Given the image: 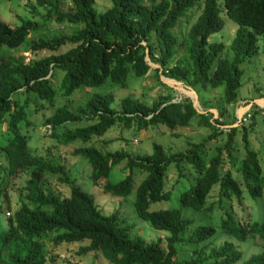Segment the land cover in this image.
Masks as SVG:
<instances>
[{
  "label": "trees",
  "instance_id": "trees-1",
  "mask_svg": "<svg viewBox=\"0 0 264 264\" xmlns=\"http://www.w3.org/2000/svg\"><path fill=\"white\" fill-rule=\"evenodd\" d=\"M109 1L110 6L99 12L95 0H36L31 10L33 19H22L13 26L0 19V172L3 170L8 178L26 173L25 195L12 213L6 177L0 175V204L4 202L9 210L4 217L7 228L0 223V264H46L45 240L49 238L55 244L88 241L80 252L101 255L110 264H264V251L243 260L242 250L229 240L234 237L244 242L253 233L264 241V220L243 225L224 211L219 229L199 225L187 233L194 221L181 212L182 206L211 211L207 198L216 184L220 186V202L224 196L242 198L241 185L230 169H224L227 165L236 166L252 197L262 194L264 170L258 152L249 143L254 121L250 129L244 124L231 126L224 143L208 156L207 141L223 134V126L232 125L237 118L234 113L230 121L223 120L221 113L212 118L210 111L199 112L190 97L173 101L171 93H159L148 104L129 95L115 107L111 105V93H94L77 107V112L59 105L47 117L45 123L51 135L66 145L77 140L84 144L75 147L73 155L90 164L94 185L104 179L99 185L104 192L124 198L132 191L135 170L146 173L136 188L134 211L153 228L167 232L165 246L160 240L147 241L141 235H132L119 211L104 214L94 197L76 184L64 163L30 151V139L23 128L31 123L27 109L31 97L55 105L58 96L67 97L80 88L98 87L107 81L124 87L130 75L142 78L149 71L146 56L159 64L155 75L166 88L169 86L160 79V73L201 93L206 88L222 87L223 105L236 104L243 75L240 64L259 50V39L264 40V0H222L220 4L218 0ZM201 2L200 15L179 41L173 30L178 18ZM38 7L46 12L44 19L70 25L71 31L34 40L31 49L38 58L26 62L23 55L14 53L25 49L24 44L31 42L30 35L42 29L35 16ZM221 13L237 24L230 43L232 59L222 55V42L208 41L224 25ZM54 69L64 72L58 90L51 79ZM21 93L24 101L19 99ZM84 120L90 122L58 132L66 122ZM194 121L211 131L183 151L168 152L154 143L151 154L134 155L125 149L102 151L87 145L119 123L138 129L159 124L174 129ZM241 127L246 155L236 164L234 138ZM122 162L126 164L123 177L111 180V172ZM171 165L175 174L168 189ZM186 178L192 182L176 194L180 206L151 209L155 202H169L171 191ZM183 242L196 247L188 251V257L178 258V245ZM54 260L50 256L49 264H56Z\"/></svg>",
  "mask_w": 264,
  "mask_h": 264
},
{
  "label": "rangeland",
  "instance_id": "rangeland-1",
  "mask_svg": "<svg viewBox=\"0 0 264 264\" xmlns=\"http://www.w3.org/2000/svg\"><path fill=\"white\" fill-rule=\"evenodd\" d=\"M221 1L222 0H218L219 4ZM34 4L36 5V0H0V19L12 26L20 24L22 19H33L31 10ZM67 5L68 2H65V4L63 3L65 9ZM109 6V0H95L94 3V7L99 12L104 11ZM197 6H201V8ZM202 6L203 3L201 2L178 18L173 30L179 41L197 20ZM36 10L35 16L41 21L42 29L38 30L37 28V30L30 35L29 40H31V42L29 45L24 44L25 49H20L14 53L15 55H23L26 62L30 59L38 58V55L34 54L31 49V44L34 40L40 37L51 38L52 35L59 33V31L64 33H70L71 31L70 25H58L53 23V21L44 19L42 15L46 12L42 8L38 7ZM221 16L224 19L222 29L211 34L208 41L222 42L225 47L222 55L232 59L233 51L230 48V43L235 35L237 24L228 18L225 13H221ZM258 48L259 50L253 53L249 60L240 64V67L243 69V75L241 77V86L238 88V100L236 104L223 105L221 100L222 87L213 89L206 88L201 93V90L198 88H196V91L192 87L184 85L181 81L169 78L160 73V79L169 86V88H166L158 83V79L155 75L154 70L159 67V64L152 61L149 56H146V60L150 65V69L146 75L142 78H136V76L131 73L132 75L129 76L127 85L124 87L120 84L107 81L98 87L80 88L67 97L58 96L55 105H49L48 103H43L36 99V97H31L32 100L27 107L28 111H30L29 120L31 123L23 128V131L30 139L29 149L33 154L40 155L45 159L64 163L68 167L67 169L71 176L75 179L76 184L94 197L96 204L104 214H110L114 210L119 211L120 217L124 219L125 225L131 227L130 233L132 235L133 233L134 235H141L147 241L160 240L161 245L165 246L167 232L153 228L148 222L140 219L134 211L136 188L141 180L145 178L146 173H139L135 170L132 191L124 198L104 192L100 187L104 183V179L99 180L98 185H94L90 178V164L84 158L73 155L74 148L84 144H82L80 140L67 145L62 143L55 136L51 135V130L45 123V120L59 105H66L69 110L77 112V107L94 93H99L101 95L111 93L113 95L111 105L115 107L120 105V100L124 96L131 95L135 98H139L143 102L151 104L158 97L159 93H171L174 96L173 101H179L183 97H190L199 112L210 111L213 113L212 118L219 117L221 113L222 119L227 121L232 120L233 113L235 117H237L236 115L241 113L244 108L248 107V103H258L259 105L256 104L257 108L253 107V117L244 125L250 129V124L253 121L255 122L252 129L249 130V143L250 146L258 152L259 160L264 170V114L262 113L264 103L260 101L264 100V40L259 39ZM181 53L182 51H180L177 56H180ZM159 72H161V70ZM63 74L64 72H62V70L54 69V75L51 79L57 90ZM18 96L20 101H24V94L21 93ZM39 103L44 104L42 108H38ZM204 104L206 108H204ZM89 122L88 120L81 121L77 124L66 122L59 128L58 132H62L66 129H73L76 126ZM1 128L4 130L6 128V123H3ZM228 130L229 129L222 128L223 134L211 141H207L206 149L208 156L214 153L217 145H222L224 143ZM210 131L209 128L197 124L196 121L192 122L190 125L178 126L174 129H170L162 124L154 126L149 125L147 128L138 129L136 125L127 127L119 123V125L116 124L109 128L103 136L87 142V145L93 144L102 151L125 149L134 155H143L151 154L153 152V144L158 143L162 145L166 151L175 152L187 149L192 142L201 141ZM242 134L243 131L241 127L234 138L236 164L246 155ZM1 159L2 162L6 163L3 156H1ZM125 165V162H122L111 172V180L117 181L123 177L122 174ZM227 168L231 170L232 175L240 183L243 190L242 198L224 196L221 198L220 202V186L219 184L214 185L207 198V205L211 206V211L203 212L187 206L181 207L182 214L188 218H193L194 221L187 233H190L199 225H211L219 229L222 219L225 217L224 211L230 212L237 222L243 225L250 224L253 221L262 222L264 220V188L260 196L256 198L252 197L243 181L241 173L237 171L236 166L230 167L227 165L224 169ZM174 174L175 168L171 165L167 172L168 189L172 187ZM0 175L6 177L4 182H6L11 200L12 210L10 213H12L20 206L21 199L25 195L23 187L26 173H20L18 176H11L8 178L2 170ZM191 182V178H186L182 184H179L171 191L173 195L169 202H155L151 205V209L180 206L176 194L188 188ZM2 203L3 205L0 204L2 205V207H0V223L3 224L4 229H6L7 223L5 218L9 210L5 207V203ZM224 238L226 239V235H224ZM229 240L237 244L238 248L242 250L243 260L247 259L252 254L264 251V241L257 234L250 233L244 242H240L234 237H230ZM87 243L88 241L62 242L60 244H55L51 238L46 239V264H49L50 256L55 257L54 261L56 264H110L107 259L101 255H99V257H94L91 252L81 253L80 247ZM194 247H196V245L189 242L179 244L178 258L188 257V251Z\"/></svg>",
  "mask_w": 264,
  "mask_h": 264
},
{
  "label": "built area",
  "instance_id": "built-area-1",
  "mask_svg": "<svg viewBox=\"0 0 264 264\" xmlns=\"http://www.w3.org/2000/svg\"><path fill=\"white\" fill-rule=\"evenodd\" d=\"M256 104H258V103H256ZM256 104H254L253 102L248 103L247 104L248 107L244 108L243 111L237 115V120H236V122H235V124L233 126H240V125L245 124L246 122H248L253 116V107ZM262 113L264 114V109L262 110ZM229 127H224V128L225 129H229Z\"/></svg>",
  "mask_w": 264,
  "mask_h": 264
},
{
  "label": "clouds",
  "instance_id": "clouds-1",
  "mask_svg": "<svg viewBox=\"0 0 264 264\" xmlns=\"http://www.w3.org/2000/svg\"><path fill=\"white\" fill-rule=\"evenodd\" d=\"M263 106H264V105H263ZM236 116H237V115H236ZM236 118H237V117H236ZM236 120H237V119H236ZM235 122H236V121H235ZM235 122H234L232 125H229V126H230V127L233 126V125L235 124ZM223 127H225V126H223ZM230 127H229V128H230Z\"/></svg>",
  "mask_w": 264,
  "mask_h": 264
},
{
  "label": "bare ground",
  "instance_id": "bare-ground-1",
  "mask_svg": "<svg viewBox=\"0 0 264 264\" xmlns=\"http://www.w3.org/2000/svg\"><path fill=\"white\" fill-rule=\"evenodd\" d=\"M174 82V81H173ZM262 103H264V100H260Z\"/></svg>",
  "mask_w": 264,
  "mask_h": 264
},
{
  "label": "water",
  "instance_id": "water-1",
  "mask_svg": "<svg viewBox=\"0 0 264 264\" xmlns=\"http://www.w3.org/2000/svg\"><path fill=\"white\" fill-rule=\"evenodd\" d=\"M194 106H195V104H194Z\"/></svg>",
  "mask_w": 264,
  "mask_h": 264
}]
</instances>
